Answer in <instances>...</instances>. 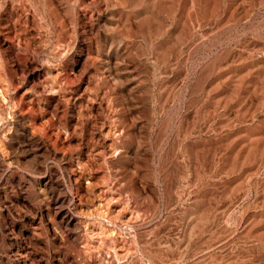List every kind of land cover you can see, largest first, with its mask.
<instances>
[{
	"label": "rangeland",
	"instance_id": "obj_1",
	"mask_svg": "<svg viewBox=\"0 0 264 264\" xmlns=\"http://www.w3.org/2000/svg\"><path fill=\"white\" fill-rule=\"evenodd\" d=\"M0 264H264V0H0Z\"/></svg>",
	"mask_w": 264,
	"mask_h": 264
}]
</instances>
